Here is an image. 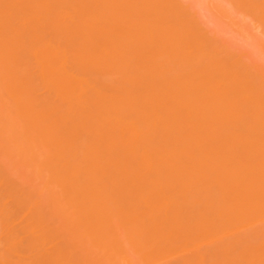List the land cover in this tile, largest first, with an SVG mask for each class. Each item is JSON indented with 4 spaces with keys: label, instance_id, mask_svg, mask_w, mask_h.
I'll list each match as a JSON object with an SVG mask.
<instances>
[{
    "label": "bare ground",
    "instance_id": "bare-ground-1",
    "mask_svg": "<svg viewBox=\"0 0 264 264\" xmlns=\"http://www.w3.org/2000/svg\"><path fill=\"white\" fill-rule=\"evenodd\" d=\"M191 9L0 0V264H264V69Z\"/></svg>",
    "mask_w": 264,
    "mask_h": 264
},
{
    "label": "rangeland",
    "instance_id": "rangeland-1",
    "mask_svg": "<svg viewBox=\"0 0 264 264\" xmlns=\"http://www.w3.org/2000/svg\"><path fill=\"white\" fill-rule=\"evenodd\" d=\"M204 22L206 31L218 42L264 69V31L232 0H185ZM194 15V13H192ZM258 26V27H257Z\"/></svg>",
    "mask_w": 264,
    "mask_h": 264
}]
</instances>
